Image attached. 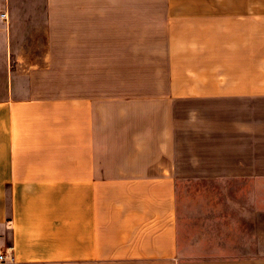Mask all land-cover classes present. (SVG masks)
<instances>
[{
  "label": "crops",
  "instance_id": "crops-1",
  "mask_svg": "<svg viewBox=\"0 0 264 264\" xmlns=\"http://www.w3.org/2000/svg\"><path fill=\"white\" fill-rule=\"evenodd\" d=\"M163 6L0 0V252L13 257L7 264H264L257 251L184 256L172 193L185 179L264 178V109L249 107L264 101V80L251 73L252 57L264 52L251 53L246 20L225 18L230 30L219 37L210 14L169 21L175 12ZM152 15H166L168 30L188 31L171 33L169 85L158 90L167 96V114L159 120L150 104L94 106L85 75L84 53L95 48L89 36L96 34L102 49L106 33L131 34L137 16L147 22ZM58 52L67 54L68 99L53 76ZM208 101L228 102L229 132L192 131L199 118L188 105Z\"/></svg>",
  "mask_w": 264,
  "mask_h": 264
},
{
  "label": "rangeland",
  "instance_id": "rangeland-1",
  "mask_svg": "<svg viewBox=\"0 0 264 264\" xmlns=\"http://www.w3.org/2000/svg\"><path fill=\"white\" fill-rule=\"evenodd\" d=\"M164 4L171 9L169 11L175 12L167 14L169 21L170 18L176 21L175 17L183 19L187 15H195L196 11L210 14L208 19H217L211 33L215 30L219 37H223L230 30L224 22L225 18L246 20L251 53L264 52L261 51L264 48V0H165V3L164 0H135L136 9L148 6L164 7ZM145 19L149 20L143 22V16L136 17L137 29L131 34L106 33L104 43L100 46L102 49L96 48L98 36L90 35V46L95 48L84 53L90 60L85 63V75H90L92 80L90 85L94 106L104 105L112 111L119 105L139 103L148 110L147 105L150 104L152 109L158 110V119L163 120L168 112V107L162 105L167 103V96L158 94V90L169 85L171 33L173 36H181L188 31L186 28L176 31L165 28L166 15H152ZM57 46L64 48L63 37H58ZM81 54L75 53V56L80 59ZM54 55L60 62L57 70L53 71V76L58 74L59 78L58 94L62 99H68L72 94L71 76H68L70 70L66 68L65 62L67 54L58 52ZM256 56L257 58L251 56L252 61L255 60L251 69L252 79L262 81L264 55ZM82 65L83 63H76V75L77 72L82 75ZM224 76L226 74L222 72L221 81H224ZM53 94L57 95L56 91ZM188 106L190 116L199 118L198 126L193 132H229L231 107L228 102L219 104L217 101H208L190 103ZM249 107L254 108L255 113L261 112L264 101L254 102ZM243 108L245 110L247 107ZM186 111L184 106L177 108L176 117L182 118ZM261 114L251 116L257 120L261 119ZM161 126L162 124L159 129H162ZM229 136L221 139L224 144L231 142ZM261 138L263 137L259 135L257 140ZM200 142L198 139L192 141L196 144ZM231 159L230 156L227 161L231 162ZM252 181L192 178L176 183V189L172 191L177 201L176 242L184 256L235 257L244 256L251 251L264 255V178L258 177Z\"/></svg>",
  "mask_w": 264,
  "mask_h": 264
},
{
  "label": "built area",
  "instance_id": "built-area-1",
  "mask_svg": "<svg viewBox=\"0 0 264 264\" xmlns=\"http://www.w3.org/2000/svg\"><path fill=\"white\" fill-rule=\"evenodd\" d=\"M2 18H5V15H1ZM13 261V257L8 256L5 252H0V264H7Z\"/></svg>",
  "mask_w": 264,
  "mask_h": 264
}]
</instances>
